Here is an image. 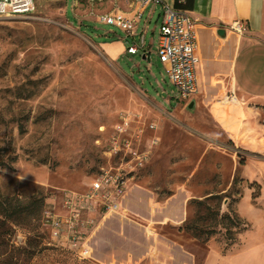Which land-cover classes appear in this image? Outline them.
<instances>
[{
	"label": "rangeland",
	"instance_id": "374dc122",
	"mask_svg": "<svg viewBox=\"0 0 264 264\" xmlns=\"http://www.w3.org/2000/svg\"><path fill=\"white\" fill-rule=\"evenodd\" d=\"M134 1L36 0L33 14L0 16V198L25 200L33 215L12 224L0 264H206L215 252L245 251L264 264V170L252 168L260 181L242 178L248 157L262 156L237 149L215 104L200 91L182 98L163 71L160 5L150 20L148 7L134 36L101 21ZM143 31L151 61L119 48L124 36L141 44ZM117 168L129 209L106 219L82 211L91 255L54 239L45 212L68 213V196Z\"/></svg>",
	"mask_w": 264,
	"mask_h": 264
},
{
	"label": "crops",
	"instance_id": "0c3cea01",
	"mask_svg": "<svg viewBox=\"0 0 264 264\" xmlns=\"http://www.w3.org/2000/svg\"><path fill=\"white\" fill-rule=\"evenodd\" d=\"M164 2L188 10L197 20L199 91L203 95V102L215 104L210 106L211 109L215 108L214 117L237 149L262 156V159L248 157L242 171V178L247 181H260L256 172L253 174L252 168L264 170V0ZM150 5L149 20L153 18L157 5L163 10V4ZM150 5L142 8L139 2L134 1L130 11L121 12L133 17L141 10L143 16ZM162 15L163 12L159 14L161 20ZM126 36L119 42L120 49H125L126 44L129 47L135 44L128 43ZM158 41L159 36L154 40L156 47ZM140 49L143 50V57L146 53L152 55L151 49L146 48V36L144 46ZM145 59L151 61L147 57ZM217 97L219 101H216ZM224 105L228 109L220 110ZM135 193L138 197L147 195L142 190H136ZM245 193H252V189L248 187ZM128 194L127 187L121 200V210L105 215V219L113 214H123L129 209L124 204ZM187 220L184 217L179 223ZM86 244L91 253V245H88V241ZM260 257L264 258V247ZM206 264H255L254 253L245 251L239 255H225L215 252L209 255Z\"/></svg>",
	"mask_w": 264,
	"mask_h": 264
},
{
	"label": "built area",
	"instance_id": "2783aa9c",
	"mask_svg": "<svg viewBox=\"0 0 264 264\" xmlns=\"http://www.w3.org/2000/svg\"><path fill=\"white\" fill-rule=\"evenodd\" d=\"M136 2H139L142 8L150 4H163L157 53L164 64L165 72L180 91L182 98L196 95L199 92L198 65L200 62L197 20L188 10L168 5L164 0H136ZM35 9L36 0H0V16L30 15ZM141 17V10H138L133 17L118 11L103 14L101 21L120 28L127 36H134ZM144 43L145 34L142 33L141 44L131 45L129 51H138ZM119 131L122 133L124 128L120 127ZM124 145L129 152L133 151L129 141ZM113 150L121 151L119 141L114 142ZM133 153L140 162L143 161V156L137 155V151ZM127 185L128 179L121 168L105 169L91 181L87 192L68 196V213L59 214L50 210L45 212L44 222L50 228L52 237L59 240L61 244L67 242L70 248L81 249L80 252L89 255L86 241L84 243L80 235L82 211L102 210L105 215L119 212Z\"/></svg>",
	"mask_w": 264,
	"mask_h": 264
},
{
	"label": "trees",
	"instance_id": "16d2710c",
	"mask_svg": "<svg viewBox=\"0 0 264 264\" xmlns=\"http://www.w3.org/2000/svg\"><path fill=\"white\" fill-rule=\"evenodd\" d=\"M15 199L7 193L1 194L0 198V260L3 261H7L10 256V244L13 232L12 224L17 217L33 216L32 214H25L24 207L28 202L18 197Z\"/></svg>",
	"mask_w": 264,
	"mask_h": 264
},
{
	"label": "water",
	"instance_id": "95a60500",
	"mask_svg": "<svg viewBox=\"0 0 264 264\" xmlns=\"http://www.w3.org/2000/svg\"><path fill=\"white\" fill-rule=\"evenodd\" d=\"M145 57H147V58L151 59V54H150V53H148V54H147V56H146V55H144V58H145ZM194 105H195V101H193V102L190 104L189 108H190V109H193Z\"/></svg>",
	"mask_w": 264,
	"mask_h": 264
}]
</instances>
